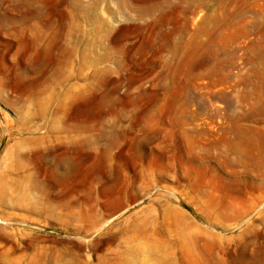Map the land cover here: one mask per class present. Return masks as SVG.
<instances>
[{
    "label": "rangeland",
    "instance_id": "obj_1",
    "mask_svg": "<svg viewBox=\"0 0 264 264\" xmlns=\"http://www.w3.org/2000/svg\"><path fill=\"white\" fill-rule=\"evenodd\" d=\"M42 3L0 0V264H264V0Z\"/></svg>",
    "mask_w": 264,
    "mask_h": 264
},
{
    "label": "bare ground",
    "instance_id": "obj_2",
    "mask_svg": "<svg viewBox=\"0 0 264 264\" xmlns=\"http://www.w3.org/2000/svg\"><path fill=\"white\" fill-rule=\"evenodd\" d=\"M21 4L23 5H27V4H30V5H33L35 7V14L34 15H30V17H25L23 20H27V19H30L32 16H37V15H41L40 14V9H41V6H42V0H20ZM151 9H154L155 6L154 5H151L150 6Z\"/></svg>",
    "mask_w": 264,
    "mask_h": 264
}]
</instances>
